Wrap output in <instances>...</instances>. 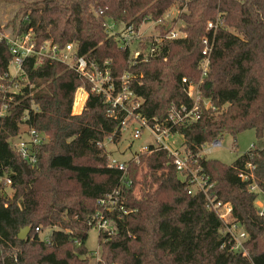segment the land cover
I'll list each match as a JSON object with an SVG mask.
<instances>
[{"label": "trees", "instance_id": "obj_1", "mask_svg": "<svg viewBox=\"0 0 264 264\" xmlns=\"http://www.w3.org/2000/svg\"><path fill=\"white\" fill-rule=\"evenodd\" d=\"M9 1L22 4L15 34L32 31L38 43H76L79 54L99 66L113 60L115 77L131 73V88L142 99L137 111L150 121L165 119L172 103L193 105L183 78L201 81L203 39L214 38L209 73L200 85L203 98L212 105L201 102L199 119L174 132L195 155L225 133L234 136V148L237 135L248 129L255 130L257 142L231 164L200 158L202 170L214 183L210 194L231 203L233 217L249 233L245 247L235 251L234 239L208 208L206 195L192 193L166 150L148 154L141 197L134 195L137 164L127 168L132 185L122 183L123 171L109 165L105 141L112 136L113 143H119L125 115H108L104 97L75 70L61 62L45 59L36 64L29 58L24 69L34 87L5 90L13 84L7 76L12 55L8 43L0 42L1 111L7 106L0 115V178L11 180L15 190L10 199L0 182V264H89L82 256L88 253L92 215L98 200L119 187L128 212L109 216L113 233L99 232L104 257L100 264H264V219L255 203L257 193L250 190L254 181L241 178L242 173L253 174L264 190V0ZM175 4L182 10L184 36L165 40L158 52L148 57L141 53L130 65L131 49L110 35L105 22L133 26L137 33L142 24L163 19ZM218 19L222 26L207 28ZM82 86L88 97L83 111L74 113ZM23 125L44 138L38 162L28 165L29 174L10 140L22 133ZM26 226L31 231L21 239L19 232ZM42 226L53 228L49 242L36 230Z\"/></svg>", "mask_w": 264, "mask_h": 264}, {"label": "built area", "instance_id": "obj_2", "mask_svg": "<svg viewBox=\"0 0 264 264\" xmlns=\"http://www.w3.org/2000/svg\"><path fill=\"white\" fill-rule=\"evenodd\" d=\"M159 22H163V19H160ZM113 24L117 25L115 22H113ZM105 25L109 33H111L110 31H115L112 30L114 26L112 27L110 25L109 20L105 22ZM222 25L223 20L218 19L216 22H209L207 28L213 30ZM180 33L181 31L179 29H173L168 35L162 36L159 34L153 41L148 43L141 37L139 38L133 26L124 25L123 31L120 32V35H117V38L123 48L131 49V43H133V51L144 46L143 44H147L148 54L151 53V55H153L154 52H158L157 49H159L165 40L178 39L184 36ZM3 41H6L10 47L12 55L11 66H14L16 69V75L26 76L24 64L27 59L35 58L37 61L36 64L45 59L64 63L70 69L75 70L80 76L86 78L91 83L92 91L104 97L105 103L108 105V115L114 116L115 112H120L125 115L121 124L122 135L124 131L130 129V121L132 120L133 128L131 129V133L134 140L141 139L142 135L146 132L153 137V142L145 143L135 154H150L152 150L158 148L166 150L168 154L172 156V162L179 172L181 179L188 181L191 187H195V190L191 189L192 193L201 191L206 195L208 199V208L218 215L225 225L224 229H226L234 239L235 245L233 249L239 251L243 248V244L249 239V233L244 228V225L233 217V205L229 202L216 200V198L210 194V189L214 186V183L210 182V177L202 170L200 164V158L204 157L202 151L195 155L193 151L188 150L186 147L183 152H180L177 147L173 149L170 145V143H172L176 146L174 141H170V138L174 134H178L174 132L177 127L193 123L199 119V107L201 102H204L206 107L212 105L210 99L203 98L200 85L202 79L209 73L211 55L215 45L214 38L205 37L203 39V56L199 65L202 73L201 81L189 82L187 77L183 78V84L187 87L186 91L193 105L190 107L185 103H172L165 119L158 120L154 118L153 121H150L141 112L137 111L141 107L142 99L131 88V75L126 73L121 78L115 77L112 74L110 62H105L104 66H99L98 63L90 60L88 56L79 54V48L76 43L61 45L52 40L38 43L32 31L15 34L14 36L6 35L0 31V42ZM141 53L140 50L133 52V56L135 57L134 63ZM7 76L12 78L13 73L10 71ZM80 89L81 87L76 92L74 105L77 102V95ZM6 111L7 106L4 105L0 115H4ZM26 134L29 136V140L20 142L17 145L15 144V147L21 154L24 162L27 165L33 166L38 162V146L43 143L44 138L33 128H29ZM107 140L112 143L113 137L110 136ZM107 140L105 141V147ZM213 145H221V140H216ZM109 162L110 166L118 167L123 171L122 183L130 187L132 185V179L129 178L127 171L128 165L126 162H121L113 157H109ZM248 167L252 168V165L248 164ZM241 178L243 181H250L251 179L254 181L250 185V190L257 193L256 205L258 214L264 219V203L258 202V197L261 192L264 193V190L260 189L255 183L253 174L242 173ZM6 182L11 184V180L9 179H7ZM123 198L124 195L119 187L112 193L98 200L99 208L92 215L91 224L97 227L99 232L102 231L111 234L115 231V226L109 216L114 212H128L121 203ZM232 218L234 221H231ZM237 228H242L240 234H238L239 229ZM36 230L39 233L42 232L40 227H37ZM49 234L42 237L43 240L49 242ZM241 239L242 242L240 241Z\"/></svg>", "mask_w": 264, "mask_h": 264}, {"label": "rangeland", "instance_id": "obj_3", "mask_svg": "<svg viewBox=\"0 0 264 264\" xmlns=\"http://www.w3.org/2000/svg\"><path fill=\"white\" fill-rule=\"evenodd\" d=\"M27 2H37L40 0H26ZM64 1V0H59ZM22 7V4L20 2L16 1H9V0H0V22L1 27L0 31H2L6 35L14 36L17 32L18 27V21L21 17V14H19V9ZM182 12V10L179 9V5L175 4L173 7H171L163 16V22H149L142 24L137 31V35L139 38L141 37L145 42H148L149 40L153 41L157 35L166 36L169 34V32L173 29H179L181 31V27L184 25L183 22L179 18V14ZM117 25L113 24V21H110V25L114 28H112V31H110V35L114 36L115 39L118 40L117 35H120V32L124 29V24L122 23H116ZM108 29V28H107ZM109 31V30H108ZM114 33V34H112ZM181 35H184L185 33L181 31ZM144 45V44H143ZM133 43H131V56H130V65H133L134 58L133 52L141 51L144 56L148 55V48L146 45L140 47L136 51H133ZM140 55L137 57L139 58ZM148 57V56H147ZM106 62L112 63L113 60L108 59ZM11 73H13L12 82L13 84L11 86H8L5 88V90H9L11 92H19L22 87L29 85L30 88L34 87V84L29 80L28 77L23 75H16V69L14 66L10 67ZM128 74L131 75V83L133 81V75L129 72ZM126 74V73H125ZM16 75V76H15ZM85 89V90H84ZM77 94V93H76ZM88 97V92L86 91V88L84 86L81 87V89L78 91L77 95V102L74 105L73 112H82L85 103ZM211 101V100H210ZM1 113V109H0ZM130 129L128 131H124L122 135L121 141L119 143H111L107 140L106 143V149L109 152V157H113L115 159H118L121 162H126L128 167H132V165L137 164L139 168V173L137 176V183L134 187V195L136 198H139L142 196V190L143 187L141 183H143L144 179L147 178V174L149 173V167L147 165V158L148 154H135L137 153L142 145L145 143H151L153 142V137L150 136L147 132L142 135L141 139L134 140L132 138L131 129L133 128V121H130ZM29 128L26 125L22 126V133L17 137L10 138L11 143L13 145H17L20 142H25L29 140V136L26 134L28 132ZM48 135H45L47 137ZM221 145H213L212 144H206L203 147L202 154L207 158H213L218 159L224 163L231 164L238 155L248 151L254 143L257 142L256 133L254 129H248L240 134L237 135L236 138V144L237 148H234V142L235 138L233 135L229 133H225L223 137L220 139ZM170 141H174L176 146L170 143L171 147L173 149H176V147L180 150V152H183L186 145L184 144V138L180 134H174ZM0 182L3 184L4 194L5 196L12 199L15 190L11 187V184L7 183L6 180H2L0 178ZM192 190H195V187H191ZM258 202L264 203V193H260L258 197ZM256 203V202H255ZM257 206V205H256ZM235 218V217H234ZM236 220V219H235ZM231 221H234L232 218ZM42 232L40 233V237H45L49 233L52 232L53 228L42 226ZM58 228V227H57ZM56 228V229H57ZM245 228V226H244ZM238 234H240L242 228H237ZM246 229V228H245ZM105 239L104 241H106ZM242 242V239L240 240ZM75 244H78L77 242H74ZM86 246L88 247V253L84 256H82V259L88 260L89 264H100L103 260V252L102 247L100 246L99 242V229L97 227H94L90 229L88 239L86 241ZM245 247V244H244ZM247 248H244L243 250ZM16 252H22L20 248L16 249ZM117 264V263H114Z\"/></svg>", "mask_w": 264, "mask_h": 264}, {"label": "water", "instance_id": "obj_4", "mask_svg": "<svg viewBox=\"0 0 264 264\" xmlns=\"http://www.w3.org/2000/svg\"><path fill=\"white\" fill-rule=\"evenodd\" d=\"M24 166H25L26 171L29 174L30 173L29 166L27 164H25ZM30 231H31V227H29V226H26V227L22 228L20 230V232H19V238H21V239L27 238V236L29 235Z\"/></svg>", "mask_w": 264, "mask_h": 264}, {"label": "crops", "instance_id": "obj_5", "mask_svg": "<svg viewBox=\"0 0 264 264\" xmlns=\"http://www.w3.org/2000/svg\"><path fill=\"white\" fill-rule=\"evenodd\" d=\"M76 113H80V112H76Z\"/></svg>", "mask_w": 264, "mask_h": 264}]
</instances>
